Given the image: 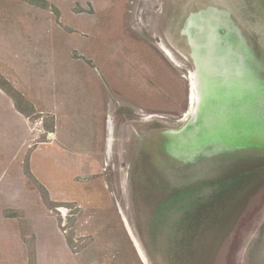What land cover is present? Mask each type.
Listing matches in <instances>:
<instances>
[{"label":"rangeland","instance_id":"obj_1","mask_svg":"<svg viewBox=\"0 0 264 264\" xmlns=\"http://www.w3.org/2000/svg\"><path fill=\"white\" fill-rule=\"evenodd\" d=\"M45 1L48 9L0 0V75L40 115L18 113L0 88V264H193L195 248L187 254L181 245L197 234L182 224L224 186L159 206L147 181H175L188 161L194 174L238 154L250 137L247 113L264 102L250 54H240L244 79L224 75L212 87L217 99H249L238 126L225 112L224 127H213L224 132L184 137L174 161L154 147L166 139L162 131L177 134L192 117L193 68L205 63L194 43L204 21L193 14L210 8L205 23L229 30L230 17L264 50V0ZM232 55L224 53V66ZM212 146L216 152L195 169L193 152ZM209 255L208 246L198 264H210ZM213 264H264V181L220 238Z\"/></svg>","mask_w":264,"mask_h":264},{"label":"trees","instance_id":"obj_2","mask_svg":"<svg viewBox=\"0 0 264 264\" xmlns=\"http://www.w3.org/2000/svg\"><path fill=\"white\" fill-rule=\"evenodd\" d=\"M25 1L34 6L48 9V4L45 0ZM251 42L253 41L248 43L249 46L246 45L244 53L250 54L251 60L247 61L248 66L251 68L250 72L255 76L259 86L264 90V50L256 45L255 42H253L255 47H251ZM229 64L232 72V68L235 64L232 61L229 62ZM0 88L11 97L18 113L33 120L40 118V115L36 113L34 104L1 75ZM224 94L228 97L226 91ZM233 103L239 114L245 111L244 108L246 104H250L247 97L244 98L240 104L239 98L237 97V100L233 101ZM249 111L254 115H249L247 113L249 118L244 121L246 130H250V132L247 131L250 133V137L248 141H244L240 144L241 146L238 154H236V152L224 153V156H219L217 158L219 159L217 165L210 168L206 167L207 169L205 171L194 170V174L191 172L193 170L192 166L194 165L192 161H188V164L186 163L187 165L183 167L186 172L181 177H177L175 181L162 178L161 182H157V176L155 175L152 177L149 176L148 178L147 186L151 191H156L154 201L155 203L159 202V206L169 200L177 201L179 198L191 195V193H198L207 186H224L223 189L215 193L211 201L201 206L200 204H196L197 209L191 213L188 217L189 219H187V221L185 220V223L183 222L182 224L189 234H193V232L197 234V236L193 235L186 237V240H184L181 245V251L187 250V254L193 252L195 248L194 254H192L190 259L193 264L199 263L200 254H202L208 246L210 252V260L208 262L213 264V258L217 251L220 238L223 235L225 236L229 231L236 214L240 211L241 207L247 203L250 195L254 193V189L261 186L264 181V102L262 104L256 102L254 108H251ZM153 126L158 125L153 124ZM46 130H49V127H46ZM226 145L228 146V144ZM160 155L165 157V153H160ZM168 157L169 159L174 158V156L169 155ZM171 160L174 161V159ZM197 162L198 165L195 169L203 166L204 163L207 164L208 161L200 159ZM27 167L26 174L34 178L28 165ZM34 180L38 187L46 193L45 187L35 178ZM46 204L49 208L55 207V204L50 201L48 194L46 195ZM193 218L194 222L191 221ZM203 237H206L207 240Z\"/></svg>","mask_w":264,"mask_h":264},{"label":"flooded vegetation","instance_id":"obj_3","mask_svg":"<svg viewBox=\"0 0 264 264\" xmlns=\"http://www.w3.org/2000/svg\"><path fill=\"white\" fill-rule=\"evenodd\" d=\"M208 10H210V8L196 12L192 16L195 22L198 21L199 19L204 21L202 22L204 24L203 30L198 31L199 32L198 35L200 36L199 37L200 39L198 38L196 39V42H194L196 43L197 48L199 47L197 44L202 45V47L199 48L201 49L200 53L203 54V58L205 60V63L202 65L203 67H200L199 69L200 71H198L196 68H193L195 73L194 86L198 95L197 96L198 105L200 104L199 112L197 111V108L194 105L192 109L193 113H190L192 114V117L190 118L189 122L186 125L184 124L183 126H181L180 129H178L177 134L173 132L164 133V131H162V135L166 139L161 140L160 142H158L159 145L157 143L156 146L154 147V150L156 151V155L157 154L160 155V153H167L169 156H172L174 155V151L176 153H180V151L182 152L184 146H182V148L181 147L179 148V145L181 142L184 143V137L185 140H187L188 137L194 140L197 139L203 140L205 139L203 138V136H206L209 133L211 134V132H216V133L217 132L222 133L221 131L224 132V129L222 130H220V128L214 129L213 127H217L219 125H223L224 127V122L223 123L221 122L223 119L225 121L226 117L228 116H232V119L235 121V125L237 126L241 121V117L243 113L239 114L234 107V103L231 101L228 102L224 101V97H222V99H220V97L219 99H217L216 90L214 93L212 87L214 85L216 86L220 85L219 82L222 80H223L222 82H224V75L225 76L229 75L228 77H232V78L236 77L237 81H240V79L242 78L244 74V70L243 72L239 70V62H240V54L241 53L244 54V50L246 48L245 42H247L244 40V37H246L244 34V29H241L238 25H236V23H233L230 20V17H228L226 22V24L230 27V30L226 29V27H224V24L223 27H221L220 24H218L217 22L216 23L206 22L207 23L206 24L205 21L207 20L209 15L207 13ZM246 38L248 39V42H250V39L248 37ZM204 44L206 45L204 46ZM251 44L253 45V42H251ZM228 51H231V53L233 52L231 60L229 61L236 63V65L234 66L236 67L237 71L235 72H234V68H232V72H231L229 61H227L224 66V53ZM190 58H192L191 55ZM220 91H221L220 96L221 95L224 96L225 91L223 90ZM227 93L228 92H226V94ZM227 95L228 97L232 96L229 95V93ZM224 102L226 105H224ZM225 112L232 113V115H227L225 118H223ZM213 119L214 122H210V120ZM202 148L203 147L199 148L198 151L193 152L194 159L196 160V162L202 159L204 155L216 152L214 146L207 148L205 150H202Z\"/></svg>","mask_w":264,"mask_h":264},{"label":"bare ground","instance_id":"obj_4","mask_svg":"<svg viewBox=\"0 0 264 264\" xmlns=\"http://www.w3.org/2000/svg\"><path fill=\"white\" fill-rule=\"evenodd\" d=\"M255 38V37H254ZM162 49H163V51L166 53V55H167V57L169 58H171L172 59V61H173V57H172V55L170 54V52L169 51H167L166 49H165V47H162ZM191 78V80H193V78H192V76L190 77ZM194 84H193V81H192V85H191V87H192V89H191V93H190V95H191V98H190V101L193 99V101L190 103V110L191 109H193V107H194V105H195V102H196V98L194 97V95H193V93L192 92H194V93H196V90L194 89ZM190 114V113H189ZM188 114V115H189ZM188 118V117H187Z\"/></svg>","mask_w":264,"mask_h":264},{"label":"water","instance_id":"obj_5","mask_svg":"<svg viewBox=\"0 0 264 264\" xmlns=\"http://www.w3.org/2000/svg\"><path fill=\"white\" fill-rule=\"evenodd\" d=\"M194 89H195V86H194ZM192 93H193L194 97H195V98H196V100H197V98H198V97H197V96H198V95H197V92H196V93L192 92ZM192 101H193V99L190 101V103H191ZM190 112H192V109H191V111H190Z\"/></svg>","mask_w":264,"mask_h":264}]
</instances>
